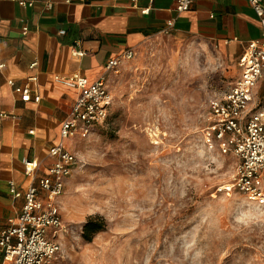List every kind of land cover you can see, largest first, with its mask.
<instances>
[{
  "label": "rangeland",
  "instance_id": "obj_1",
  "mask_svg": "<svg viewBox=\"0 0 264 264\" xmlns=\"http://www.w3.org/2000/svg\"><path fill=\"white\" fill-rule=\"evenodd\" d=\"M240 76L237 58L199 35L136 49L110 79L107 125L74 143L56 264H264V207L227 190L239 160L204 142L211 100ZM93 217L107 228L87 243Z\"/></svg>",
  "mask_w": 264,
  "mask_h": 264
},
{
  "label": "crops",
  "instance_id": "obj_2",
  "mask_svg": "<svg viewBox=\"0 0 264 264\" xmlns=\"http://www.w3.org/2000/svg\"><path fill=\"white\" fill-rule=\"evenodd\" d=\"M19 1L34 6L24 8ZM70 1L0 0V233L20 215L24 194L35 181L25 174L23 160L38 163L36 180L47 176L54 164L50 151L61 142L62 125L80 95L66 82L68 78L82 75L95 82L110 60L128 50L136 52L164 33L213 40L229 50L238 65L248 44L262 37L259 19L247 0H195L192 10L183 14L176 11V0H155L152 5L148 1L135 5L133 0ZM148 8L149 14H144ZM33 77L37 82L30 80ZM10 81L29 86L41 101L22 102ZM260 84L257 94L262 98ZM78 141H67L75 154ZM12 181L21 197L10 193ZM0 264H4L1 248Z\"/></svg>",
  "mask_w": 264,
  "mask_h": 264
},
{
  "label": "built area",
  "instance_id": "obj_3",
  "mask_svg": "<svg viewBox=\"0 0 264 264\" xmlns=\"http://www.w3.org/2000/svg\"><path fill=\"white\" fill-rule=\"evenodd\" d=\"M142 1L152 5L155 0H133L135 5ZM247 1L259 19L262 37L246 47L239 61L241 76L236 84L211 100L204 142L208 147L216 144L222 155H234L239 160L234 182L227 190L236 188L249 203L264 207V107L260 108L261 98L257 94L258 85L264 79V0ZM194 3L195 0H176V11L178 14L189 12ZM19 5L27 8L33 7L34 3L19 1ZM149 12L150 8L143 10L144 14ZM61 33L66 34V31ZM76 54L83 57L85 53L77 50ZM135 55L134 50H128L110 60L103 75L95 82L82 75L66 80L80 91V95L62 125L61 142L50 151L54 164L47 176L36 180L38 163L23 160L25 174L35 181L24 194L25 204L20 215L10 219L0 233L4 264L57 263L64 251V237L69 231L63 218L61 199L69 179L79 166L78 155L69 150L67 141L86 140L97 129L107 125L114 103L109 77L112 73H120L123 63ZM30 80L37 82L36 77ZM9 84L22 102L41 101V96L29 86H16L13 81ZM2 116L7 117L5 114ZM10 193L15 197L23 195L13 181L10 182Z\"/></svg>",
  "mask_w": 264,
  "mask_h": 264
},
{
  "label": "trees",
  "instance_id": "obj_4",
  "mask_svg": "<svg viewBox=\"0 0 264 264\" xmlns=\"http://www.w3.org/2000/svg\"><path fill=\"white\" fill-rule=\"evenodd\" d=\"M106 228V222L103 218H90L83 227L82 237L87 243H91L96 235L105 231Z\"/></svg>",
  "mask_w": 264,
  "mask_h": 264
}]
</instances>
